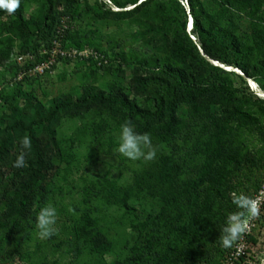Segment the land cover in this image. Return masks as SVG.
<instances>
[{
	"label": "trees",
	"instance_id": "16d2710c",
	"mask_svg": "<svg viewBox=\"0 0 264 264\" xmlns=\"http://www.w3.org/2000/svg\"><path fill=\"white\" fill-rule=\"evenodd\" d=\"M105 1L20 0L14 14L0 10V67L16 80L47 61L55 43L100 57L80 60L87 80L51 98L22 90V78L0 88V263L54 264L34 263L29 249L39 208L55 204L54 176L71 173L83 143L87 162L99 158L95 147L106 141L111 154L130 120L137 133L150 134L155 158L135 160L128 182L103 177L97 187H84L67 241L93 256L111 254L116 241L101 211L115 208L131 240L127 255L111 264H224L230 249L218 238L237 210L230 193L255 197L263 189L264 99L202 56L186 27L190 15L203 54L236 67L264 91V0ZM83 16L128 24V44L110 40L104 48L92 31L69 25ZM17 57H24L21 64ZM92 115L65 148L62 122ZM24 136L29 149L21 147ZM21 151L25 166L13 167Z\"/></svg>",
	"mask_w": 264,
	"mask_h": 264
},
{
	"label": "rangeland",
	"instance_id": "374dc122",
	"mask_svg": "<svg viewBox=\"0 0 264 264\" xmlns=\"http://www.w3.org/2000/svg\"><path fill=\"white\" fill-rule=\"evenodd\" d=\"M69 25L80 31H92L95 34V41L103 42L102 46L104 48L108 47L107 42L110 40H121L123 44H128L129 33L133 30L128 24L116 26L107 22H95L88 16H83L80 20H73L69 22ZM64 26L66 27L67 23H64ZM189 31L192 35V29ZM113 43H115V41H113ZM81 62L82 61L78 59L61 57L50 69L41 74L36 71L34 75L29 78L26 72L21 71L19 75H21L24 82L22 84V90H33L35 95L40 99L43 98L44 94L47 95V98H51L57 96L61 92L70 91L77 87L82 81L87 80L85 78V75L88 73L85 67L87 65L83 66ZM16 81V77L0 67V88L13 87ZM253 85L261 91V94L254 95H257L256 97L259 99H264V91L260 89L261 86L257 84L259 88L255 82H251V89H253ZM92 117L93 115L87 117L83 121L74 119L64 120L62 122L58 129V139L62 140V144L65 148H67V143L65 141L76 135V133H78V128L83 127V125L87 126V124L92 121ZM116 144L118 143L110 144L112 145L111 154L105 153L109 146L107 141L100 146H96L95 149L99 152V158L90 162H87L86 159V154L89 152L87 143L81 144L75 151L77 160L71 173L67 174L60 170L59 173L54 176L53 180L56 190L54 195L55 204L53 206L57 210L56 233L48 239H40L37 236L36 226H34V230L36 231V241L34 243H38V249L36 250V248L33 247L34 243L29 246V249L35 252L32 257L34 263H37L40 258L54 264H111L114 259H122L127 255L124 245L127 240L129 242L131 240L130 232L121 227V212L115 208L102 209L101 211L102 223L105 226L111 227V237L116 241L115 249L111 254L103 258L93 256L82 248L81 250L77 249L75 244L77 242L71 241L73 243H69L67 241L69 230L67 225L77 215L75 208L81 209L83 206L81 200L84 187L87 186L89 189L95 186L97 187L98 182H100L103 177L118 180L119 182L129 181L132 171L135 168V161L129 160L121 155L117 151L118 145ZM63 166L64 165H61V167ZM62 176H66V180H64ZM261 199L264 201V176ZM249 225H251L252 229L251 236L256 237L257 242L256 244L247 242V245L244 247V256L248 258L250 264H256V262L259 261L258 256L264 253V203L261 204L260 216L251 220ZM17 259L18 257L15 255L10 260L15 263Z\"/></svg>",
	"mask_w": 264,
	"mask_h": 264
},
{
	"label": "clouds",
	"instance_id": "9594fccd",
	"mask_svg": "<svg viewBox=\"0 0 264 264\" xmlns=\"http://www.w3.org/2000/svg\"><path fill=\"white\" fill-rule=\"evenodd\" d=\"M20 7V0H0V10L9 15L14 14ZM252 92V90L250 89ZM253 93V92H252ZM258 98V97H257ZM22 149L31 147V139L24 136L20 141ZM117 151L129 160L143 159L151 161L155 158L156 150L152 145L151 136L148 133L139 134L134 130L132 122L126 121L120 127L119 145ZM25 166V152L21 151L17 156L13 167ZM231 203L236 211L229 213L225 226L220 230L219 244L224 249H231L243 237L249 228L251 220L258 218L261 213V204L264 203L260 196H249L243 192L230 193ZM57 210L52 204H46L39 208L35 217L37 236L40 239H48L56 233ZM259 264H264V253L258 256Z\"/></svg>",
	"mask_w": 264,
	"mask_h": 264
},
{
	"label": "built area",
	"instance_id": "2783aa9c",
	"mask_svg": "<svg viewBox=\"0 0 264 264\" xmlns=\"http://www.w3.org/2000/svg\"><path fill=\"white\" fill-rule=\"evenodd\" d=\"M55 47L52 50V52L50 53V57L47 59V61H45L44 63H42L41 65L36 66L33 69H30L27 71V76L31 77L32 75H34V73L37 71V73L41 74L42 72L50 69L52 67V65H54L56 63V60L58 57H68L71 59H79L82 60L83 58H88V57H92L94 60L96 61H100L99 60V55L95 52H93L92 50L86 49L83 51H76V50H70V51H61L58 49L57 44L55 43ZM25 58L28 59H32L31 56H26ZM24 57H17V62L19 64H21V62L23 61ZM100 63L98 62V65ZM21 79V75H18L17 80ZM261 192L262 190L259 192L258 195L256 196H260L261 197ZM251 225H249L248 230L246 231L245 234H243V237L240 241L237 242L236 245L233 246V248L230 249L229 253L226 254L225 260H224V264H250L248 261V258L246 256H244V247L247 245L248 241V236H251ZM0 264H8V263H0Z\"/></svg>",
	"mask_w": 264,
	"mask_h": 264
},
{
	"label": "water",
	"instance_id": "95a60500",
	"mask_svg": "<svg viewBox=\"0 0 264 264\" xmlns=\"http://www.w3.org/2000/svg\"><path fill=\"white\" fill-rule=\"evenodd\" d=\"M184 4H186L185 1H184ZM187 11H188V10H187ZM190 22H191L192 27H193V21H192V18H191L190 15H188V21H187L186 31H187V33L189 34L191 40L196 44V46H197V48H198L200 54H201L202 56H204V57H205V58H206L211 64H213V65H215V66H218V67H220V68H223V69H225V70H228V71L231 70V71L234 72L235 74H237V75L241 76L242 78H244V79L246 80L247 85H248V86L250 87V89H251V82H255V81L252 80V79H250V78L245 77L244 74H243L239 69H237L236 67H233V66H227V65H224V64L219 63V62H217V61H213V60L209 59L208 57H206V56L203 54V52H202V50H201V48H200V46H199V44H198L197 39H196L193 35H191V33H190V31H189V25H190ZM230 67H231L232 69H229ZM255 83H256V82H255ZM251 90H252V89H251ZM252 92H253V90H252ZM253 94H256V93L253 92ZM256 96H257V95H256Z\"/></svg>",
	"mask_w": 264,
	"mask_h": 264
},
{
	"label": "bare ground",
	"instance_id": "6f19581e",
	"mask_svg": "<svg viewBox=\"0 0 264 264\" xmlns=\"http://www.w3.org/2000/svg\"><path fill=\"white\" fill-rule=\"evenodd\" d=\"M113 7V6H112ZM114 8V7H113ZM190 27H189V30H191L192 29V24H191V22H190V25H189ZM191 28V29H190ZM229 69H232L231 67L229 68ZM253 87V89H254V92H256V94H261V91L257 88V87H255V85H253L252 86ZM252 89V90H253Z\"/></svg>",
	"mask_w": 264,
	"mask_h": 264
}]
</instances>
